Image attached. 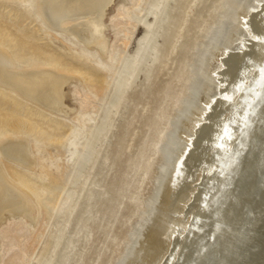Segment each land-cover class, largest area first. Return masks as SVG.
Here are the masks:
<instances>
[{
  "label": "rangeland",
  "instance_id": "rangeland-1",
  "mask_svg": "<svg viewBox=\"0 0 264 264\" xmlns=\"http://www.w3.org/2000/svg\"><path fill=\"white\" fill-rule=\"evenodd\" d=\"M154 1L112 0L104 8L108 42L105 53L100 54L94 43L74 31L88 17L64 18L54 26L40 12L37 0H0V47L10 55L15 67L48 66L71 76L63 86V104L55 110L0 83V146L11 137H20L28 154L34 157L31 167L0 152V169L9 182L16 184L14 188L18 186L21 190L16 189L32 198L38 212L34 223L13 213L0 221V264H35L34 257L41 248L44 251L50 233L53 238L43 264H116L132 240L134 229L139 233L129 245L131 253L120 264L175 262L181 234L188 235L184 238L186 248H191L187 239L196 237L204 220L201 216L191 217L201 168L193 161L186 165L184 158L189 157L199 129H193L195 124L199 122L202 128L211 121L204 108L216 111L210 105L214 98L210 83L227 42L236 38L234 26L245 20L240 9L233 15L236 20L229 21L226 30L220 28L212 39L199 70L204 74L199 93L181 116L172 143L165 142L174 117L191 98L190 84L202 44L216 29L228 0H162L159 15L163 17L168 6L178 14L171 25L175 31L172 43L160 49L146 82L143 71L154 56H148L150 46L140 50L134 79L125 87L126 91L129 88L128 107L123 120L117 125L119 119L113 116L110 122L117 128L111 129L113 135L110 130L103 133L92 167L80 175L85 183L74 191L73 207L61 218L56 217L84 145L96 123L109 117L104 111L105 102L117 86L124 61L140 46L145 34L143 22L155 23L150 11ZM248 1L242 0L246 4ZM244 24L252 32L248 23ZM160 40L156 37L152 44ZM183 43L187 45L181 50ZM232 85L228 90L237 92L238 87ZM111 94L108 101L112 103L116 93ZM165 152L173 159L163 181L155 183ZM150 198L153 206L141 221ZM174 227L177 229L173 232ZM65 246V256L61 258ZM136 250L139 252L135 254Z\"/></svg>",
  "mask_w": 264,
  "mask_h": 264
},
{
  "label": "bare ground",
  "instance_id": "bare-ground-1",
  "mask_svg": "<svg viewBox=\"0 0 264 264\" xmlns=\"http://www.w3.org/2000/svg\"><path fill=\"white\" fill-rule=\"evenodd\" d=\"M111 1L37 0V4L40 12L54 26H57L64 18L81 17L83 15L88 17L86 21L80 23L78 27L76 26L74 31L80 38L94 43L92 45H96L99 53L104 54L108 38L104 32L103 15L104 8ZM173 1L179 3L180 0ZM154 2L150 7V11L153 14L151 15L155 23L152 25L150 21L143 22L145 34L135 52L136 54L129 55L121 70L118 71L117 86L111 89L108 95L111 97V93L115 92V100L111 103L108 101L110 98L107 97L104 106V111L108 113L109 117L107 116L105 117L106 120L96 123L89 141L84 145L69 182V187L57 206V219L67 214L70 207H73L71 205L72 195L77 187L84 186L85 183L80 175L86 174L87 169L92 167L96 158L97 145L103 133L110 130L113 135L114 131L111 129L113 127L117 128V125L124 118L125 110L128 107L127 91L129 89L126 91L125 87L134 79L135 63L138 61L140 50L142 48L146 50V47L150 46L148 56L150 54L154 56L150 63L144 64V71L142 69L146 82L153 69V62L158 58L160 49H166L172 43L175 31L171 30L173 29L171 25L175 23L173 20L178 15L177 10L173 6H168L165 11L163 10L164 16L162 17L161 13L159 15V7L163 4L162 0ZM248 2L246 4L242 0H228L227 7L224 13L221 14L216 29L202 44L194 78L190 84L191 98L187 99L186 104L174 117L173 126L166 138L165 144L172 143L181 116L191 105V99L194 100L195 95L199 93V88L204 79V74L199 73V70L205 53L210 50L212 39L221 30L220 28H226L228 22L235 19V16L233 17L235 10L240 9L244 21L246 24L248 23L252 32L247 30L244 21L240 22L238 26H234V37L236 38L227 42L226 52L222 56L221 62L217 64L215 77L210 83L213 88L210 90V94L214 98L209 101L216 111L210 110L208 106L204 108V111H208L210 114L211 121H207L206 125H202V128H200L199 122L195 124L193 129H196L197 126H199V129L194 138L192 132L194 143L192 142L189 157L184 158L186 159L185 164H191L193 161L192 163L201 168L198 177V190H196L197 193L195 192V197L193 196L191 217L193 215L195 217L201 216L204 220L198 227L196 237L191 238L190 236L188 237L189 240L186 238L188 246L191 242V248H186L184 238L188 235H179L178 244L180 243V245L176 251L179 258L175 262L166 261L163 264H194V262L195 264H264V0H250ZM257 31L259 34H257ZM156 37H160L161 40L152 44V39ZM124 42H126V38ZM186 45L187 43H183L181 50ZM54 71L48 66L17 69L10 55L0 47V83L11 86L22 96L49 108V110L59 109L62 106L64 99L63 86L71 77L70 75L65 76L62 72L55 71V73ZM232 75H235L233 85L238 87L237 92H233L232 89L228 90L232 85ZM144 84H142V87ZM224 84H227V87L224 88ZM233 85L232 87H234ZM221 87L224 89H221ZM114 115L119 119L117 125L110 122ZM0 152L24 163V165L33 167L34 157L28 154L25 142L20 137H11L0 146ZM165 156V162L160 166L155 183L160 180L163 181L169 161L173 157L168 152H165ZM100 165L101 161L98 162V168ZM1 169L0 221L5 216L13 213L24 216L29 223H34L38 217V212L32 198L27 196V193L24 194L25 192L19 191L21 189L18 186L16 188L19 190L14 188L16 184L9 182ZM81 195L84 199L87 190ZM152 200L151 198L146 200V207L140 219L141 221H144L150 213L149 210L151 211L154 203ZM176 229L177 227H174L173 232ZM137 232L134 229L132 240L128 243L126 250L116 264H120L125 260L127 254L131 253L129 250L132 247L129 248V245L132 243L133 238L135 239ZM52 238L53 235L50 233L45 241L44 251H41V248L34 257L35 264H43L46 260ZM65 249L66 246L61 250V258L65 256ZM138 252L139 250H136L135 254Z\"/></svg>",
  "mask_w": 264,
  "mask_h": 264
}]
</instances>
